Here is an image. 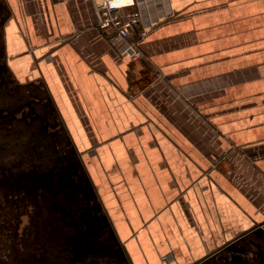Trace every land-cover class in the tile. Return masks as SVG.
Listing matches in <instances>:
<instances>
[{"label":"crops","instance_id":"1","mask_svg":"<svg viewBox=\"0 0 264 264\" xmlns=\"http://www.w3.org/2000/svg\"><path fill=\"white\" fill-rule=\"evenodd\" d=\"M3 2L10 74L34 83L131 264L264 236V0H134L135 59L100 0Z\"/></svg>","mask_w":264,"mask_h":264},{"label":"flooded vegetation","instance_id":"2","mask_svg":"<svg viewBox=\"0 0 264 264\" xmlns=\"http://www.w3.org/2000/svg\"><path fill=\"white\" fill-rule=\"evenodd\" d=\"M4 99L10 103L12 98L5 96ZM61 132L58 130L55 133L57 141ZM54 145L55 142L50 146ZM10 175L11 172H4L0 168V181H9ZM23 176L28 177V174L19 172V177ZM81 177L83 184L86 181L87 185L80 191L75 185L77 178L74 174L71 177L74 180L70 188L72 200L65 198L64 193L57 197L55 189L47 187L46 190L43 185L34 194L30 187L28 193H23L22 188L12 187L11 182L7 185L0 183V264H76L77 259L83 256L91 259L96 254L97 241L111 244L113 250L118 248V244L123 254V264H131L112 229L101 220V210L96 207L95 196L90 191L88 181ZM30 191V196L38 201L34 205L42 204L39 209H34V205L28 203ZM12 206L16 211L14 219L26 218V224L14 227V231L8 224L13 219ZM94 230H102L98 236L104 239L87 236L89 231ZM195 264H264V236L257 234L253 238H238Z\"/></svg>","mask_w":264,"mask_h":264},{"label":"rangeland","instance_id":"3","mask_svg":"<svg viewBox=\"0 0 264 264\" xmlns=\"http://www.w3.org/2000/svg\"><path fill=\"white\" fill-rule=\"evenodd\" d=\"M4 8L5 3L3 0H0V23H2L4 17ZM97 12L99 15V11ZM19 83L10 74L8 66L5 63L2 45V26L0 25V136L6 137V140L3 141H1L3 138H0V168L4 172H11V179L9 181L1 180L0 183L7 185L8 182H11L12 187L22 188L23 193H28V187H30L31 191H34V194L43 185L46 190L47 187L55 189L54 192L57 197L64 193L63 196L65 198L72 200L70 188L72 181H74L71 178L73 174L77 178L75 185L79 191L80 189L83 190L87 185L86 181L83 184L80 179L81 176L84 178L83 173H81V171L84 172L82 162L76 153L73 152V147L70 145L69 140L65 138V134L59 130L54 122L48 121L50 119L48 111L39 108L40 99L31 104L28 103V92H25ZM5 96L10 99L12 98L10 103H8V99H4ZM19 98L22 99L18 100ZM23 130L22 136L18 137ZM58 130L62 135L57 141L55 133ZM53 142H55V145L50 146ZM14 171L17 173L13 174ZM19 172L28 174V177H19ZM47 180L48 182L46 183L45 181ZM67 188L69 189L67 190ZM31 191L28 194L30 197L28 203L34 205L38 201L30 196ZM41 205V203L34 205V209H39ZM96 207L98 208L97 205ZM15 213V208L12 206L13 219L8 224L13 231L14 227L26 224L25 217L14 219ZM101 231H89L87 236L91 238L100 237L98 236V232ZM100 238L104 239L103 236ZM258 239L262 238L259 237ZM96 245V250L94 251L96 254H93L91 259L83 256L81 259H77V263H75H124L123 254L118 244L116 245L118 248L115 250L112 249L111 244H106L105 242L97 241ZM130 246H134L135 250L139 248L137 243Z\"/></svg>","mask_w":264,"mask_h":264},{"label":"built area","instance_id":"4","mask_svg":"<svg viewBox=\"0 0 264 264\" xmlns=\"http://www.w3.org/2000/svg\"><path fill=\"white\" fill-rule=\"evenodd\" d=\"M134 4V0H126L119 3H111L110 0H102L97 6L99 11V23L101 27L108 29L110 40L119 44V52L135 59L139 54L135 43L136 39L129 37L138 26L140 18L137 13L127 12L126 7ZM143 32V31H141Z\"/></svg>","mask_w":264,"mask_h":264},{"label":"trees","instance_id":"5","mask_svg":"<svg viewBox=\"0 0 264 264\" xmlns=\"http://www.w3.org/2000/svg\"><path fill=\"white\" fill-rule=\"evenodd\" d=\"M2 14V13H1ZM2 24H3V20H2V23H0V25L2 26ZM20 85H21V87H23V89H24V91L25 92H28V96H33L34 95V92H31L32 91V87H31V85H33L34 83H28V82H23V83H19ZM22 98H19L18 100H21ZM54 119V118H53ZM82 172V171H81ZM83 173V176H84V178L87 180V178H86V176H85V174H84V172H82Z\"/></svg>","mask_w":264,"mask_h":264},{"label":"bare ground","instance_id":"6","mask_svg":"<svg viewBox=\"0 0 264 264\" xmlns=\"http://www.w3.org/2000/svg\"><path fill=\"white\" fill-rule=\"evenodd\" d=\"M122 1H126V0H110L111 3H119V2H122Z\"/></svg>","mask_w":264,"mask_h":264}]
</instances>
